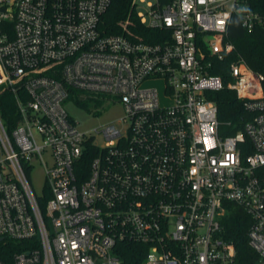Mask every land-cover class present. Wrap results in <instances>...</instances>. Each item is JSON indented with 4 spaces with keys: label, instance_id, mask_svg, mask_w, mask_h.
<instances>
[{
    "label": "built area",
    "instance_id": "2783aa9c",
    "mask_svg": "<svg viewBox=\"0 0 264 264\" xmlns=\"http://www.w3.org/2000/svg\"><path fill=\"white\" fill-rule=\"evenodd\" d=\"M111 1L0 0V94L16 105L10 130L0 114V238L29 246L9 264H126L125 241L143 246L141 264H237L221 232L232 204L264 264V72L238 58L224 84L208 58L233 49L231 12L247 29L264 28V12L240 14L247 0H132L160 31L146 42L127 21L128 35L102 31ZM223 86L251 115L227 134L210 97ZM75 92L117 100L124 115L81 131L64 107Z\"/></svg>",
    "mask_w": 264,
    "mask_h": 264
},
{
    "label": "trees",
    "instance_id": "16d2710c",
    "mask_svg": "<svg viewBox=\"0 0 264 264\" xmlns=\"http://www.w3.org/2000/svg\"><path fill=\"white\" fill-rule=\"evenodd\" d=\"M248 7L253 11L264 12V0H247ZM240 15L231 12L227 21L225 40L233 44V49L227 53L222 60L208 57L211 60L212 74L219 75L223 83L228 81L229 64L238 58L256 72H264V28L254 26L247 29L242 25ZM239 19V22H237ZM127 21V27L133 34L141 36L146 42H158L161 40L160 31L143 26L139 23L132 0H112L106 11L102 14L100 28L104 33L120 34L125 32L121 23ZM125 34L128 35L126 31ZM76 102L80 101L77 92L70 96ZM210 97L217 105V117L220 122V130L225 133H233L243 126V122L251 115L241 99H238L235 92L223 86L213 91ZM91 99H95L92 97ZM95 101L99 102V99ZM0 114L10 130L16 119L15 100L10 91L0 94ZM230 122L231 127L227 125ZM234 125V126H233ZM251 221L249 216L237 205H229L221 219L222 235L231 241L237 252V264H255L257 254L248 245L246 233ZM117 253L121 255L126 264H141L143 261L144 249L137 242H121L117 245ZM26 241H18L4 238L0 241V261L11 263L16 252L26 249Z\"/></svg>",
    "mask_w": 264,
    "mask_h": 264
},
{
    "label": "rangeland",
    "instance_id": "374dc122",
    "mask_svg": "<svg viewBox=\"0 0 264 264\" xmlns=\"http://www.w3.org/2000/svg\"><path fill=\"white\" fill-rule=\"evenodd\" d=\"M145 85L157 87L161 90L162 84L160 81H149ZM80 101L66 99L64 107L71 118L77 122L78 128L81 131H89L95 128H100L106 123L117 124V120L124 115L122 103L114 99L95 98L84 93H79ZM99 99V102L95 101ZM221 133L225 131L221 130ZM48 159V156H46ZM31 181L35 191L38 194L43 192L44 172L41 164L35 163L31 170Z\"/></svg>",
    "mask_w": 264,
    "mask_h": 264
},
{
    "label": "clouds",
    "instance_id": "9594fccd",
    "mask_svg": "<svg viewBox=\"0 0 264 264\" xmlns=\"http://www.w3.org/2000/svg\"><path fill=\"white\" fill-rule=\"evenodd\" d=\"M238 12L240 13V14H243V13H248L249 15L251 14V9L249 8V7H247V6H243V7H241L239 10H238ZM243 17H242V15L239 17V19H242ZM239 19H238V21L237 22H239Z\"/></svg>",
    "mask_w": 264,
    "mask_h": 264
},
{
    "label": "water",
    "instance_id": "95a60500",
    "mask_svg": "<svg viewBox=\"0 0 264 264\" xmlns=\"http://www.w3.org/2000/svg\"><path fill=\"white\" fill-rule=\"evenodd\" d=\"M2 238H0V241H1Z\"/></svg>",
    "mask_w": 264,
    "mask_h": 264
}]
</instances>
